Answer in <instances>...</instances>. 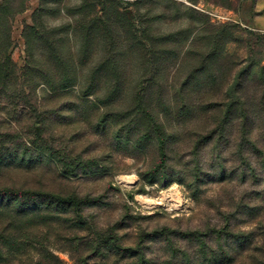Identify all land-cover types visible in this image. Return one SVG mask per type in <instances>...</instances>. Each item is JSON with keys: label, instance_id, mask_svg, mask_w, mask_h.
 <instances>
[{"label": "rangeland", "instance_id": "1", "mask_svg": "<svg viewBox=\"0 0 264 264\" xmlns=\"http://www.w3.org/2000/svg\"><path fill=\"white\" fill-rule=\"evenodd\" d=\"M0 10L9 33L6 41L0 37V155L23 153L42 115V137L58 154L100 158L109 169L87 178H63L55 170H0V186L99 197L98 205L84 208L85 229L54 233L42 228L34 238L40 242L34 243L36 249L52 253L55 264H181L168 257L167 243H172L200 264L197 240L181 234L194 232L206 242L229 241L231 260L225 264H264L261 168L257 180L245 182L209 181L205 175L195 183L187 176L190 141L195 133L213 135L225 107L232 106L235 114L238 107L247 108L249 137L258 143L247 153L256 163L258 152L264 153V0H0ZM92 77L96 96L105 99L119 80L121 92L109 106L75 112L80 90ZM187 78L192 86L201 80L199 96L207 110L176 124L175 95ZM63 81L72 88L54 94L51 85ZM140 101L168 132L176 128L181 134L178 155L170 161L183 172L181 180L157 176L148 181L144 173L157 163L154 152L134 155L125 145L118 152L93 132L94 114H135ZM164 105L169 109L162 111ZM235 124L237 135L240 123ZM203 145L202 140L201 162L209 171L210 148ZM224 228L228 235L242 236L241 242L220 238ZM153 231L167 233V242L162 234L150 241L147 234ZM108 234L122 248L139 246L146 261L127 251L95 256L93 245Z\"/></svg>", "mask_w": 264, "mask_h": 264}, {"label": "trees", "instance_id": "2", "mask_svg": "<svg viewBox=\"0 0 264 264\" xmlns=\"http://www.w3.org/2000/svg\"><path fill=\"white\" fill-rule=\"evenodd\" d=\"M0 21H3V26L0 27V37L3 41H6L9 38L8 21L6 17L2 16L1 10ZM114 67L117 72L121 70L120 66L116 67L113 64L112 68L114 69ZM63 82L61 86L53 87L51 85L54 94L72 88L73 85H69L67 81ZM200 82L201 80L197 78V84L192 86L193 83L187 78L180 84V89L175 95L177 104L176 124H182L187 119L191 120L207 110L206 107H203V100L199 96ZM118 84L119 87L115 86L114 90L108 93L105 99H102L94 94V89L92 90V77L91 80L87 81L86 86L80 90L77 107L74 111L80 112L81 109L89 107L99 108L101 105L109 106L114 102V96L116 97L118 92H121L120 80ZM140 102L141 104L138 102L133 107L135 114L128 113L129 115L126 116L117 113L105 114L106 116L101 113L94 114L90 117V120L93 119L90 123L93 132L109 139L112 147L118 152L121 151L123 145L129 153L134 155L142 156L154 152L157 163L151 170L144 173L148 181H154L157 176L160 179L168 178L171 180L177 177L178 180H181L183 172L174 170L170 164V161L176 159L175 156L178 155L176 146L181 140V134L176 128L168 132L165 124L157 117L158 115L153 114L151 107L144 106L143 102ZM239 102L237 101V103ZM164 106L162 111L169 109L166 105ZM184 112L187 115H184ZM233 112L234 108L232 106L225 107L222 120L218 122L213 135L203 137L195 133L196 139L190 141L187 152L192 156V165L188 169L187 176L195 183L200 182L205 175H207L209 181L216 182L232 181L234 178L241 182H245V178L257 180V166L261 168L264 175V153L261 150L258 152L257 163L253 161L250 153H247L249 148H252V151H256L258 148L257 141H251L249 137L251 126L248 121V110L246 107L240 106L236 114ZM106 117L110 119L107 120ZM38 118V124L33 125L31 131L35 135L34 140L28 141L24 152L21 154L0 155V170L23 171L26 173L55 170L63 178H69L70 176L87 178L108 172L109 169L100 161V158L66 159L58 154L43 139L42 133L45 121H43L44 117L42 115ZM123 119L126 121L123 122ZM235 122L240 123L237 135L235 134ZM202 140L204 142L203 146L210 148L209 169L211 171H205L201 162L199 146ZM93 204H99V197L80 199L77 193L73 192L61 194L42 188L1 185L0 264H26L28 260H31L32 264H55L56 257L52 253L36 249L34 243L40 244V242L34 241V238L42 234L40 232L42 228L54 233H57V230L64 229L71 232L85 229L86 221H84L83 211L86 206ZM224 229L226 232L221 233L220 238L226 239L229 236L235 241L241 242L242 236L228 235L227 232L230 231ZM155 234H157L156 231L147 234V236H150V241H155L161 234V237L163 236L161 241L167 242L164 237L169 238L167 233L165 235L163 232H160V235ZM181 234L189 241L197 240L195 258L200 264H225L231 260L227 239L224 242L220 239H214L213 242L208 241L212 243L210 245L201 238L202 234L194 232ZM99 241L100 243L93 245L92 248L95 256L100 254L102 259L108 258L111 254L117 255L127 251L129 254L132 253V257L139 256V259L146 261L142 253L140 254L139 246L122 248L119 245V240L114 235L108 234ZM167 245L170 246L168 257L171 255L172 259L179 258L181 264H193L190 254L186 252L187 250H176L172 243H167ZM33 260L38 261L34 262Z\"/></svg>", "mask_w": 264, "mask_h": 264}]
</instances>
